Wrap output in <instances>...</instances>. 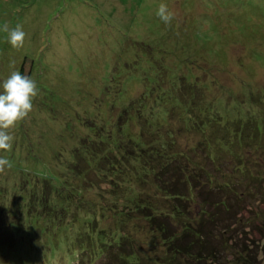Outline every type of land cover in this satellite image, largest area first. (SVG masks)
<instances>
[{
	"label": "rangeland",
	"instance_id": "374dc122",
	"mask_svg": "<svg viewBox=\"0 0 264 264\" xmlns=\"http://www.w3.org/2000/svg\"><path fill=\"white\" fill-rule=\"evenodd\" d=\"M161 3L174 13L170 24L166 25L156 15ZM5 23L10 28L21 25L26 35L23 47L14 49L7 42L8 33L0 30V84L27 56L34 66L31 75L38 95L28 116L8 130L14 136L12 149L0 150V157L8 158L12 164L0 173V189L6 191V195L3 190L0 195L20 204L18 217L22 230L26 231L17 235L23 240L22 246L17 244V249L0 252V264H24L26 255L29 264L52 261L51 264H59L62 256L69 254L68 244L75 238L85 241L88 230L92 233L108 230L117 221L128 218L121 219L120 215L133 210L138 187L125 172L107 165L103 155L92 162L93 174L85 180L74 174L69 176L68 184L58 183L69 189L62 201L60 190L54 191L34 179L44 176L50 168L61 178L70 173L67 168L71 169L72 164L50 165L64 157L71 146L93 145L94 142H87L88 135L100 145L98 150L110 147L120 156L116 147L131 145L127 139L132 129L116 103L118 99L129 104L141 100L147 93L144 87L148 86L147 77L152 72L163 70L166 78L154 76L158 84L154 83L147 93L144 107H139L141 117L153 120V127L158 125L154 120L156 113V117L165 118L158 110L165 93H175L174 88L181 90L182 84L191 81L208 85L206 101H211L209 105L214 112L225 119L248 117L247 122L257 119L264 132V0H0V29ZM141 46L157 48L149 49L151 55L157 54L154 59L151 56L150 67V63L141 61L147 55ZM111 71L115 73L112 82ZM110 102L115 109L107 116ZM136 109L138 106L134 104L133 111ZM101 117L105 118L101 120L105 131L102 137L98 128L92 131L95 126L85 124H92L88 121L91 118L100 123ZM138 124L132 127L138 128ZM58 126L56 141L44 143L46 135L40 128L51 130ZM122 126H128L127 134L121 131ZM153 138L149 147L167 140L166 136L153 135ZM149 139L148 135L143 141ZM44 147L54 149L52 156L46 154ZM135 160L138 159L126 158L124 170L138 169L140 163ZM83 165L88 170L85 161ZM257 202L256 199L244 202L241 210L249 219L241 222L242 226L228 224V232L230 243L250 237L256 264H264V218L257 215V212L264 214V204ZM50 212L58 215L59 229L46 220ZM40 227L45 230L43 234L54 232L52 227L59 230V251L54 254L48 251V246L54 243L47 239L51 234L45 238L38 232L37 239H32ZM86 250L89 251L88 246ZM149 250L146 248V256H153ZM82 252L85 251L78 250L76 257ZM72 260L69 264L78 261L71 263ZM100 260L97 258L94 264Z\"/></svg>",
	"mask_w": 264,
	"mask_h": 264
},
{
	"label": "trees",
	"instance_id": "16d2710c",
	"mask_svg": "<svg viewBox=\"0 0 264 264\" xmlns=\"http://www.w3.org/2000/svg\"><path fill=\"white\" fill-rule=\"evenodd\" d=\"M145 45L150 44L145 43ZM140 48L144 49L142 46ZM149 49L156 51L157 48L154 50L149 46L144 49L147 55L143 60L138 59L146 65L150 63V67L153 63L151 56L154 59L157 54L151 55L152 51L149 52ZM162 53L159 52L158 55H162ZM33 67V64L25 56L17 70L32 78ZM156 74L158 78L166 79L163 70L157 71ZM156 74L152 72L147 77L149 84L144 87L147 93L155 84H158V81H154ZM109 77L112 82L115 73L111 71ZM185 79H189V77ZM118 83L116 82L115 85L119 92L121 89ZM185 83L182 84L181 90L178 87L174 88L176 89L175 93H165L166 97L162 98L160 102L162 105L158 106V110L161 109L159 113L162 112L165 118L156 117L158 115L156 113L154 120L158 125L155 127H153V120L141 117L140 113L139 107H144V100L149 96L147 93L143 94L141 100L138 98L137 103L132 100L133 102L129 104L118 99L116 108L122 109L121 113L125 116L124 119L128 118L126 122H130L129 125L132 129L131 137L127 139L130 140L131 145L125 144V146L116 147L120 156L110 147L98 150L100 145H96L95 139L88 135L87 142H94L93 145L80 146L76 144L71 146L66 150L64 157L50 165L51 167L54 163L57 165L72 164L71 169L67 168L70 173L61 178L53 168H50L49 174L35 177L34 182L46 183L54 191L60 190L58 194L62 201L68 195L66 191L69 189L58 183L68 184L69 176L74 174L82 175L85 180L88 175L93 174L92 162L99 155H103L107 165L114 167L115 170L125 172L138 187L132 205V211L135 212L129 211L121 214V219L128 218L121 222L117 221L108 230L104 229L95 233L88 230L85 241L78 237L75 238V242L68 244L70 246L69 254L65 252L66 256H62L59 264H69L71 258L73 259L71 263L78 259L76 264H94L97 258H101L97 264L257 263L250 248L254 242L250 240V237H247L246 240L239 238L237 242L230 243L228 224L236 223L238 226H242L241 222L249 219L244 217L241 210V206L246 200L256 199L258 200L257 204H264V132L262 123L257 119H252L253 123L251 120L247 122L248 117L245 119L223 118L209 105L211 101H206L207 84H197L191 81ZM114 97L116 98L117 94ZM111 102L107 116L112 112V108L115 109ZM134 104L138 106L136 111H133ZM33 105H35V98ZM91 119L88 121L92 124L86 122L85 124L90 127L95 126L92 131H97L98 128L99 136L102 137L105 131L102 130L101 123L103 122L101 120L105 121V118L101 117L100 123H95ZM136 124L139 127L133 128L137 126ZM148 125L151 127L150 130H148ZM59 128L58 126L50 130L41 127V132L44 136L46 135L44 143L50 145L52 141H56ZM127 129L128 126L121 127V131L125 134H127ZM107 131L111 133V129ZM148 135L150 139L143 141V138ZM153 135H157L159 138L166 136L167 140L160 144L156 142V146L149 147L154 140ZM99 141L104 142V139H99ZM138 142L141 143L140 146ZM43 149L46 154L49 153L52 156L54 149L52 151L49 147ZM126 158L138 159L135 161L140 163V167L138 169L130 168L127 172L124 170ZM112 159L115 160V163L112 162ZM83 161L87 163L88 170L83 165ZM81 163L84 168L79 169ZM61 172L63 171L61 170ZM2 190L3 195H6L5 189H0V191ZM64 191L65 194H63ZM3 195H0V252L4 253L7 249H17V244L22 246L23 240L21 241L17 235L21 232L25 234L26 231L22 230V226H20L18 217V214L21 213L19 211L20 204L15 203L13 198L7 196L3 198ZM71 195L77 196L78 194L71 192ZM134 214L136 216H133ZM257 215H262L264 218V214L261 212H257ZM57 218L58 215L55 213L46 214L48 223L56 225L59 229ZM131 221L132 224H129ZM22 223L24 224L23 221ZM118 223L120 224L118 225ZM221 227L222 229L218 230ZM52 229L54 232L43 234L45 230L40 227L35 230L33 234L35 237L30 236L32 239H37L38 232L44 237L51 234L52 237L48 236L47 239L54 243L48 246V251L54 254L59 251L60 236L59 230L54 227ZM218 231H222V233ZM119 232L121 233L119 234ZM135 232L137 233L135 234ZM142 236L144 239H139ZM86 244L89 251L86 250ZM146 248L150 249L148 252H152L153 256H146ZM80 249L85 252H82L77 258V251ZM52 258L50 256L48 260L51 261ZM24 264H29L27 255Z\"/></svg>",
	"mask_w": 264,
	"mask_h": 264
},
{
	"label": "clouds",
	"instance_id": "9594fccd",
	"mask_svg": "<svg viewBox=\"0 0 264 264\" xmlns=\"http://www.w3.org/2000/svg\"><path fill=\"white\" fill-rule=\"evenodd\" d=\"M156 15L166 25L174 18V13L169 11L168 5L161 3ZM8 33L7 42L14 49L23 47L25 32L22 26L17 24L10 28L7 23L0 29ZM0 150L10 151L14 136L8 131L16 127L18 122L24 120L33 109V98L38 95L36 82L19 70L11 74L0 84ZM11 168L12 164L6 157H0V173L5 168Z\"/></svg>",
	"mask_w": 264,
	"mask_h": 264
}]
</instances>
